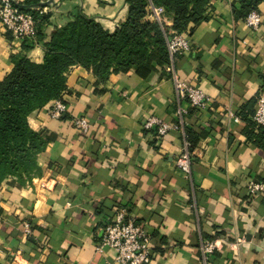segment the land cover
I'll list each match as a JSON object with an SVG mask.
<instances>
[{"label":"crops","instance_id":"crops-1","mask_svg":"<svg viewBox=\"0 0 264 264\" xmlns=\"http://www.w3.org/2000/svg\"><path fill=\"white\" fill-rule=\"evenodd\" d=\"M232 2L212 3L191 51L175 58L178 79L207 97L200 110L177 95L171 77L149 84L129 72L99 83L84 67L70 69L61 119L50 114L55 102L29 117L33 130L53 136L38 157L41 174L23 185L0 183V264H112L115 252L97 248L122 208L150 233L151 264H204L201 244L211 240L219 245L211 264H264V131L250 125L264 92V0L256 29L234 19ZM38 5L49 14L46 40L81 15L110 33L128 16L126 0ZM17 54L38 64L45 49L26 53L0 23V81ZM81 117L89 134L73 124ZM152 118L180 130L160 137L157 127H145ZM184 134L192 145L189 176L176 164ZM251 181L261 186L255 195Z\"/></svg>","mask_w":264,"mask_h":264},{"label":"trees","instance_id":"trees-1","mask_svg":"<svg viewBox=\"0 0 264 264\" xmlns=\"http://www.w3.org/2000/svg\"><path fill=\"white\" fill-rule=\"evenodd\" d=\"M12 1L37 23L35 40L24 41L23 50L28 53L35 45L45 49L44 59L38 64L27 54L15 55L14 70L0 81V183L11 179L23 185L41 174L38 157L53 141L48 131L33 130L29 117L61 99L71 68L81 66L92 71L99 83L112 74L129 72L149 84L169 78L167 39L175 34L191 38L196 27L207 22V11L218 0H126L128 16L113 33L95 19L81 15L57 28L49 40L45 34L49 14L37 10L43 9L38 5L40 0ZM261 1L233 0L234 19L246 20L259 10ZM150 4L164 7L172 25L146 20ZM250 125L257 127L254 122ZM190 139L195 145L196 141Z\"/></svg>","mask_w":264,"mask_h":264},{"label":"built area","instance_id":"built-area-1","mask_svg":"<svg viewBox=\"0 0 264 264\" xmlns=\"http://www.w3.org/2000/svg\"><path fill=\"white\" fill-rule=\"evenodd\" d=\"M37 10L42 14L47 13L46 8H38ZM147 11L148 20L168 26L164 7L150 4ZM261 20L262 17L259 12L254 11L247 17L246 22L249 27L256 29L261 24ZM0 23L4 30L18 43L35 39L38 33L34 17L29 13L21 11L13 4L12 0H0ZM167 48L171 61L168 73L174 81L177 95L180 98L189 99L191 105L197 110L202 109L208 102L205 94L201 90L180 81L173 67L175 58L178 55L188 54L191 51V38L185 34H175L167 39ZM65 112L66 107L64 103L61 100H57L50 114L53 118L61 119ZM229 115L235 122H239V118L232 111H229ZM253 122L257 127L264 128V92L259 95L257 100ZM73 124L84 134H89L92 130L91 123L85 117L76 118ZM145 127L147 129L157 127L160 137H165L173 131L180 130L179 125H171L158 118L148 120ZM184 139V146L176 164L182 173L189 176L191 175L192 152L190 149L192 145L186 140L185 134ZM260 189L261 186L259 184L251 181L249 187L251 195H255ZM24 228L26 236L32 234L31 226L28 222L24 224ZM151 240L150 233L144 227L137 224L136 218L131 216L127 208H122L117 213L115 219L105 227L97 250L102 251L105 247L113 250L115 257L112 264H151L153 260ZM218 248L219 245L216 240L202 242L201 252L204 264H211V260L214 258Z\"/></svg>","mask_w":264,"mask_h":264}]
</instances>
